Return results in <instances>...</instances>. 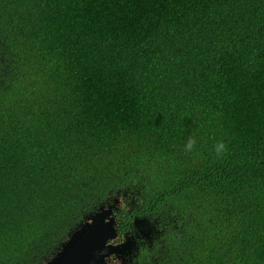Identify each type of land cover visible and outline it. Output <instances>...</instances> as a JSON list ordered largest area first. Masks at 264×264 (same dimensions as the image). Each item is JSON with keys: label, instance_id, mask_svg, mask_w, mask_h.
<instances>
[{"label": "trees", "instance_id": "1", "mask_svg": "<svg viewBox=\"0 0 264 264\" xmlns=\"http://www.w3.org/2000/svg\"><path fill=\"white\" fill-rule=\"evenodd\" d=\"M241 1L263 0H0V264L122 194L119 230L133 197L176 200L131 264H264V37L246 59L222 33ZM188 158L179 189L162 165Z\"/></svg>", "mask_w": 264, "mask_h": 264}, {"label": "rangeland", "instance_id": "2", "mask_svg": "<svg viewBox=\"0 0 264 264\" xmlns=\"http://www.w3.org/2000/svg\"><path fill=\"white\" fill-rule=\"evenodd\" d=\"M237 56H239V54H237ZM188 162L190 165L186 166ZM162 167H164V172L170 175V179L168 180V182L174 181L179 189H183L189 186L190 178L192 177V174L195 170V168L191 165L189 158L184 163H181L180 161H165ZM168 182L166 186H163V189L165 191L168 186ZM129 192L133 195L131 191ZM150 195L152 198L148 199V203L146 205L142 204V197H137V199H134L133 197V201L128 204V207L131 210L129 221L130 224L127 227H123L122 230H119L120 223L117 219V213L120 206L125 203V201L123 200L124 194H122V197L106 196L102 198V201H99L97 207L94 210L81 212V215L85 214L84 216H82V219L81 217H78L76 215L81 220L79 219L80 221L78 220V223L76 222L77 224L75 228L72 229L70 228L75 223L69 226L66 225L74 222L77 217H75L74 212L69 213L63 220L66 223V228H64L62 234H66V237L59 243V245L52 246L54 248V251L57 249L59 250L61 244L66 242L69 236L75 232L79 225H81L85 221L91 222L90 216L92 217L96 212H100L106 216V219L108 220L106 222L110 223V228H112L116 234L115 238L107 241L106 246H125L129 243V241H133L134 244V246L130 244L128 246L129 249L134 248V251L130 254H120L112 252L110 253V255L103 258V264H105L106 259L110 260V257H114L115 259H117L120 262L119 264H131L134 258L137 257L139 252H143L144 250L151 248L155 243L156 238H159L162 234H167L166 226L169 221H171L169 214L163 213L160 215V213L153 210L159 205L175 203V198L163 201L154 198L153 194ZM144 196L147 197L146 194ZM88 218H90V220ZM124 232H127V234H123ZM120 236H123L124 241L121 243H117ZM167 244L168 238L164 237L161 241V246L166 247ZM54 254L55 253H53L52 256L48 258V260H50L54 256ZM45 262H47V260ZM45 262H43L42 264H44Z\"/></svg>", "mask_w": 264, "mask_h": 264}, {"label": "water", "instance_id": "3", "mask_svg": "<svg viewBox=\"0 0 264 264\" xmlns=\"http://www.w3.org/2000/svg\"><path fill=\"white\" fill-rule=\"evenodd\" d=\"M91 222L85 221L75 232L61 244L54 256L44 264H103V258L110 253L130 254L134 248L129 249V241L125 246H106L107 241L116 237L115 231L110 228L106 216L96 212L90 216ZM90 218H88L90 220Z\"/></svg>", "mask_w": 264, "mask_h": 264}, {"label": "clouds", "instance_id": "4", "mask_svg": "<svg viewBox=\"0 0 264 264\" xmlns=\"http://www.w3.org/2000/svg\"><path fill=\"white\" fill-rule=\"evenodd\" d=\"M231 9L234 11L235 17L227 20L228 23L222 28V33L223 40L231 44L234 56L239 54L240 57L248 59L255 52H263L257 43L260 38L264 37V0L260 3L241 1L231 5ZM258 18H262V20L258 21ZM59 24L64 27L62 22ZM68 47L67 45L61 56H67ZM262 70L264 71V64ZM193 144L194 140L189 137L183 148L190 151ZM213 151L220 156L227 149L225 144L218 140L213 146ZM57 251L58 249L54 253Z\"/></svg>", "mask_w": 264, "mask_h": 264}, {"label": "flooded vegetation", "instance_id": "5", "mask_svg": "<svg viewBox=\"0 0 264 264\" xmlns=\"http://www.w3.org/2000/svg\"><path fill=\"white\" fill-rule=\"evenodd\" d=\"M123 234H127V232H124ZM123 241H124L123 236H120V238L117 241V243H121ZM119 263L120 262L117 259H115L114 257H110V260L109 259H106V261H105V264H119Z\"/></svg>", "mask_w": 264, "mask_h": 264}]
</instances>
